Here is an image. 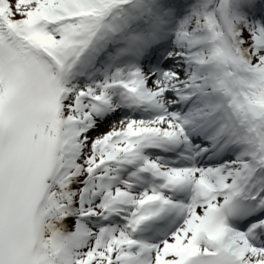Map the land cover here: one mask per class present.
Listing matches in <instances>:
<instances>
[{
	"label": "snow or ice",
	"instance_id": "1",
	"mask_svg": "<svg viewBox=\"0 0 264 264\" xmlns=\"http://www.w3.org/2000/svg\"><path fill=\"white\" fill-rule=\"evenodd\" d=\"M0 264H264V0H0Z\"/></svg>",
	"mask_w": 264,
	"mask_h": 264
}]
</instances>
